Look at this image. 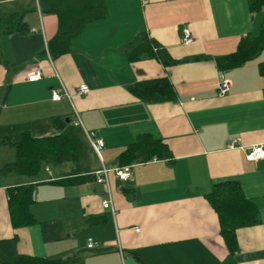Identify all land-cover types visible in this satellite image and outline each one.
<instances>
[{
	"label": "crops",
	"instance_id": "crops-1",
	"mask_svg": "<svg viewBox=\"0 0 264 264\" xmlns=\"http://www.w3.org/2000/svg\"><path fill=\"white\" fill-rule=\"evenodd\" d=\"M106 11L73 38L69 53L55 57L49 45L58 17L44 13L39 0H0V24L14 29L0 25V169L16 161L15 144L24 135L56 137L77 127L89 146L78 161L46 163L35 180L0 173V242L16 238L23 256L78 255L75 264H264V159L245 155L264 148V50L237 68L217 64L243 38L260 34L264 10L253 12L248 0H107ZM183 29L192 43H182ZM143 31L177 64L131 62L127 53ZM35 72L41 79L29 82ZM221 75L230 83L223 96ZM162 77L175 101L145 103L131 94L136 83ZM84 85L89 92L80 95ZM53 90L69 97L54 101ZM87 134L104 142L101 159ZM141 135L162 140L171 158L121 166L119 157ZM103 166L132 168L126 182L109 174L112 208L103 207L109 195L95 176L54 184ZM227 181L238 182L259 212L257 224L237 230L235 253L208 198ZM27 184L35 186V223L15 229L9 190ZM90 239L97 248L88 249Z\"/></svg>",
	"mask_w": 264,
	"mask_h": 264
},
{
	"label": "trees",
	"instance_id": "trees-1",
	"mask_svg": "<svg viewBox=\"0 0 264 264\" xmlns=\"http://www.w3.org/2000/svg\"><path fill=\"white\" fill-rule=\"evenodd\" d=\"M106 1L39 0L44 13H53L59 19L58 34L49 45L51 54L56 57L69 53L71 41L83 31L87 24L106 17ZM248 1L253 12L264 10V0ZM0 25L5 26L3 32L14 31L13 25H8L6 20ZM140 40L141 43L127 53L131 62L149 58L158 59L166 66L176 63L169 59L167 51L151 40L145 31L141 32ZM263 50L264 21L260 34L243 38L235 53L217 60L218 67L222 71L240 67L257 58ZM130 92L145 103H162L177 99L174 87L167 77L136 83L130 87ZM85 137L84 132L77 127H71L64 134L56 137L35 139L24 135L20 142L15 144L16 161L1 168L0 173L5 175L11 172L32 180L38 179L43 166L48 162L62 163L80 160L89 149ZM169 158H171V152L167 144L150 135H141L121 154L119 164L125 166ZM93 177V174L82 176L73 174L54 184L79 185L92 180ZM34 191V184L9 190L11 223L15 229L29 227L35 223L30 210ZM208 198L218 214L221 235L231 253H235L239 246L237 230L257 224L259 212L255 205L245 197L240 184L235 181L214 185ZM15 243L16 238L0 242V264H75L80 260L78 255L67 260H49L19 255L15 251ZM106 251L101 250L99 253Z\"/></svg>",
	"mask_w": 264,
	"mask_h": 264
},
{
	"label": "built area",
	"instance_id": "built-area-1",
	"mask_svg": "<svg viewBox=\"0 0 264 264\" xmlns=\"http://www.w3.org/2000/svg\"><path fill=\"white\" fill-rule=\"evenodd\" d=\"M193 42V35L190 32V30L188 29H183L182 30V43L187 45ZM41 79V74L40 72H35V73H31L28 76V81L29 82H37ZM219 94L221 96L226 95L229 90H230V83L229 81L225 78L224 75L220 76L219 79ZM89 92V88L87 85H84L82 87H80L79 89V94L80 95H87V93ZM63 95H65L66 97H69L65 92L64 94H62L61 92H59L58 90H53L52 91V99L54 101H60L63 98ZM79 124V123H77ZM76 124V125H77ZM88 139L91 142V146L93 147L94 151L96 152V154L98 155V157L101 159V151L104 148L105 144L102 140H95L93 141L92 139V135L91 134H87ZM238 142V140L234 141L230 147H236V143ZM246 159L248 161L251 162H259L261 160L264 159V148L263 146H253L252 148L248 149L246 151ZM111 172H115L116 176L118 177V179L122 182H126L128 181L131 177H132V168L130 166L128 167H123V168H116L114 170L112 169H108L105 166L102 167V169H100L99 171L95 172L93 175L95 176L96 182L98 184L103 185L106 188V192L109 195V200H105L103 201V207L105 209L108 208H112V197H111V190H110V182H109V174ZM137 232L139 231V229H135ZM88 249H95L98 247V245L92 240H89L88 243Z\"/></svg>",
	"mask_w": 264,
	"mask_h": 264
},
{
	"label": "water",
	"instance_id": "water-1",
	"mask_svg": "<svg viewBox=\"0 0 264 264\" xmlns=\"http://www.w3.org/2000/svg\"><path fill=\"white\" fill-rule=\"evenodd\" d=\"M69 121V120H68Z\"/></svg>",
	"mask_w": 264,
	"mask_h": 264
}]
</instances>
